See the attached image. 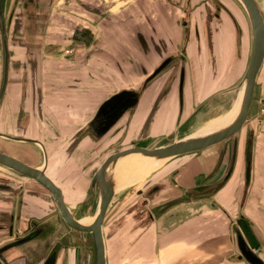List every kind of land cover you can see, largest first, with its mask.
<instances>
[{
    "label": "crops",
    "instance_id": "0c3cea01",
    "mask_svg": "<svg viewBox=\"0 0 264 264\" xmlns=\"http://www.w3.org/2000/svg\"><path fill=\"white\" fill-rule=\"evenodd\" d=\"M12 2L6 0L5 5ZM256 2L264 6V0ZM51 3L36 2L35 48L26 41L27 23L22 41L14 44L0 104V133L43 144L45 173L78 216L96 173L110 155L134 146L171 143L168 138L180 133L201 105L239 82L250 60L251 27L236 0H128V8L109 20L99 19L101 11L95 10L94 29L82 27L78 34L74 29L90 45L78 47L70 57L64 45L70 42V32L64 36L62 31V36L60 29L54 30L65 21L56 18ZM151 10L160 13L164 26L154 25L157 16ZM167 58L173 65L147 81ZM259 82L264 85V66ZM123 90L137 93L136 104L98 136L96 130L104 125L97 118L100 107ZM209 110L188 121H201L195 132L211 121L206 118ZM242 136L233 171L215 191L209 190L224 178L229 162H221L214 171L218 163L214 146L160 162L136 184L123 186L103 223L106 264H250L240 258L237 231L264 262V132L257 129L250 142ZM33 147L32 163L18 159L40 167L44 155ZM210 193L209 199L204 197ZM183 198L188 200L177 202ZM154 209L157 216L152 219ZM90 212L86 207L80 220H92ZM57 214L51 194L40 183L0 168V247L16 240L18 232L19 238L28 235L32 222ZM18 215L20 222L10 237V224ZM65 228L61 222L57 239L68 236ZM42 244L12 248L4 253L7 263L0 264H43L49 251L39 248ZM85 253L79 256L75 247L61 250L56 264H84Z\"/></svg>",
    "mask_w": 264,
    "mask_h": 264
},
{
    "label": "water",
    "instance_id": "95a60500",
    "mask_svg": "<svg viewBox=\"0 0 264 264\" xmlns=\"http://www.w3.org/2000/svg\"><path fill=\"white\" fill-rule=\"evenodd\" d=\"M245 11L252 34V49L248 67L245 74L239 82L228 90L217 94L206 104L201 105L192 116L186 121L193 119L202 110L207 109L213 102L220 99L222 103H230L229 111L234 109L231 122L225 127H222L211 133H201L197 131L179 140H175L167 145L157 148H144L134 146L132 148L116 152L110 155L100 169L96 173L88 194L84 201L83 207L80 212L81 215L77 216L72 213L68 205L64 201L62 190L46 175L47 155L45 148L38 140L14 136L9 134L0 133V139L7 140L15 143H25L36 145L40 148L44 155V162L40 167H32L24 161L0 151V166L10 170L11 173L35 180L40 183L52 196L58 214L49 218L41 223L32 222L33 229L24 237L17 238L0 247V260L7 263L4 253L15 247H22L31 242H42V248L49 251V254L43 264H56L58 255L61 250L65 253L68 248L73 249L75 246L70 243L69 234L66 238L57 239L56 235L60 228L61 222L68 227L71 232L84 233L83 241L85 247L91 254V264H106V251L103 236V223L105 221L109 207L113 204V200L117 192L123 187L125 182V173L122 167L132 157L147 158L150 165H154L178 156L194 153L219 143H224L220 154V158L226 149V143L231 144V156L224 178L210 191H215L230 177L238 152V143L242 129L248 122L252 101L256 89L259 74L264 66V12L259 7L256 0H236ZM37 0H23L21 5L23 8L24 24H29L27 28L28 35L26 41L29 43L31 49L35 48L38 38L35 36L36 29V14L34 12ZM6 0H0V42H1V55L0 58L2 74L0 81V104L4 98L6 88L9 82V74L11 69V51L9 47V36L5 15ZM44 8V4L40 6ZM172 58H167L164 63L149 77L147 81L151 82L165 73L172 65ZM183 78V76H182ZM232 96V101L230 100ZM234 97V98H233ZM137 101V93L135 91L123 90L106 102L102 104L97 114L99 121L103 122V127L98 128L96 133L98 136L103 135L122 115L126 110L133 107ZM93 131L95 130L92 127ZM250 151L248 152V160L250 159ZM250 168H248L247 182L250 179ZM175 182V181H174ZM175 184L182 190L186 188ZM188 191V190H187ZM195 198V197H193ZM179 202H185L180 200ZM90 206L92 221L88 224L80 222L82 216H85L83 211L86 207ZM87 216V215H86ZM20 215L16 220L13 217L9 227V236L14 235L16 230L15 225L20 222ZM17 233V232H16ZM238 245L240 248L241 256L250 264H264V262L250 249L239 231L236 232ZM71 246V248H70Z\"/></svg>",
    "mask_w": 264,
    "mask_h": 264
},
{
    "label": "rangeland",
    "instance_id": "374dc122",
    "mask_svg": "<svg viewBox=\"0 0 264 264\" xmlns=\"http://www.w3.org/2000/svg\"><path fill=\"white\" fill-rule=\"evenodd\" d=\"M16 2H17V0H13L12 6H6L5 5L6 22H7V29H8L9 44H10V51L11 52L16 47V45L14 46V44L17 41V39L21 42L22 41L21 40L22 34H25V32L23 30V25H24V21H25L24 16H23V8L21 5L18 4L19 2H17V3ZM84 5L86 8H84ZM53 6H54L53 10H54V14L56 15V18L58 20L64 19V21H65V26L62 25V23L59 24V22H58V25H56V27H54V30L60 29V31H61L60 34L62 36H63V32H64V36H66V33L70 32L69 33L70 34V42H64V45H67V47L68 46L69 47H82L80 45L75 44L76 40H78V36H76V34L74 33V29L76 28V31H77V29H79V27H84V28L89 27L90 29H94L95 28V24H94V11L95 10L101 11L97 17L99 19H102L103 21H105V20H109L111 18V16H113L114 14L116 15L117 11H122V10H125L126 8H128L127 4L122 5L121 0H72L70 2H67V0H52L51 9ZM260 8L264 12V6H261ZM150 14L153 15L154 18H155V16H157V21L154 25L164 26L163 22L160 20V13L154 12L151 10ZM180 16H181V12H180ZM67 21L68 22L70 21V24L67 23ZM26 23L27 22H25V24ZM16 31L20 32V34H21V36L19 38H15L17 34H14V32H16ZM251 38H252V34H251ZM40 41H43L44 46L48 45L47 40H40ZM91 41H92V45H94V43H93L95 41L94 38ZM12 42H13V44H12ZM87 45H90V44L86 43L85 46H87ZM174 50H177V52H178V48H175ZM179 50H181V48H179ZM178 57H177V59H178ZM1 74H2V67H1V62H0V81H1ZM230 88H233V86ZM222 92H224V91H222ZM222 92H220V93H222ZM220 93H218V94H220ZM211 99L212 98H210L204 104L209 102ZM231 99H232V96H230L229 101H232ZM263 102H264V85L262 86L261 82H259L256 84L254 98L252 101L250 114H249V120L247 122L248 125L247 124L245 125L244 130H243V134H242L243 136L240 135L239 141H240L241 136H242L244 142H247V141L250 142L249 138L254 137V134L257 131V129L259 130V132H260V130H262L260 128H262V126H264L263 125L264 124V104H263ZM229 105H230V103H222V100H220V99L213 102L206 109V110L210 109L209 110L210 116L206 117V118H211V121L209 123L205 124L199 131L202 132L203 130L208 129L207 128L208 126L212 127L211 125H215V124L219 123L220 121L225 120L226 117H229L232 114V112L234 111V109L229 111V108H230ZM206 118L203 117L202 119H206ZM261 120L263 123L261 122ZM200 122L201 121H199L198 123L193 122L194 124L193 123L188 124V122H186V124H184V125H183V123H185V121L182 122V124H181V125H183V127L181 128L182 130H179L181 132L178 134H173L171 137H169L168 142L179 140V139L184 138L190 134L195 133V131L198 129V125L200 124ZM246 128H247L248 132L245 131ZM2 141H4V140L0 139V151H3L7 154H14V156H16L17 158L18 157H20V159L23 158L28 163L30 162V157L32 154V151L29 147L34 146L37 150L39 149L38 146L32 145V144H25V143L16 144V143L2 142ZM223 144L224 143H219V144L214 146L213 152L216 156V162H218L214 171L221 164V162H230V156H231L230 155L231 154L230 142L226 143V149L224 150V153L221 156V159L219 160L220 154H221V151L223 148ZM19 145L22 147H20ZM211 147H213V146H211ZM200 151H197L194 153H198ZM194 153H190V154H194ZM186 155H188V154H186ZM182 156H184V155H182ZM178 157H181V156H178ZM178 157H176V158H178ZM172 159H174V158H172ZM169 160H171V159H169ZM41 161H39V162H41ZM166 162H168V160H166ZM30 163H32V162H30ZM0 168H3V167L0 166ZM3 169H5V168H3ZM5 170L7 172L11 173L10 170H7V169H5ZM147 173H149V172H147ZM147 173H144L143 175H140L138 177H135L134 179H131L130 181L125 182L123 186L135 183L136 181L143 178ZM211 195H212V193H210L204 197L209 199L211 197ZM181 200H184V198ZM187 200L188 199H186L185 202ZM179 201L180 200H177V202H179ZM87 211L89 212V209ZM65 230H68V228L66 227ZM83 237L84 236L82 235V233L75 232V235L73 236L72 244L75 245V250L77 251V254H79V256L83 251L86 252L84 255L85 256L84 264H91V254L87 250L88 246L85 247V245H84ZM83 245H84V250H83Z\"/></svg>",
    "mask_w": 264,
    "mask_h": 264
},
{
    "label": "bare ground",
    "instance_id": "6f19581e",
    "mask_svg": "<svg viewBox=\"0 0 264 264\" xmlns=\"http://www.w3.org/2000/svg\"><path fill=\"white\" fill-rule=\"evenodd\" d=\"M233 112L228 118L223 120L221 123L207 129L206 131H204L202 133H211V132H214V131L222 128V127H225L227 124H229L231 122V119L233 117ZM9 155L14 156V154H9ZM147 162H150V161L147 158H143V157H132V158H130L127 161V163L122 167L123 172L126 174L125 175V182L130 181L131 179H134L135 177H138L140 175H143L144 173L150 172L151 170H153L154 168H156L158 165L161 164V163H157L154 165H150ZM90 218H92V217H90ZM92 220H80V222L83 224H88Z\"/></svg>",
    "mask_w": 264,
    "mask_h": 264
},
{
    "label": "flooded vegetation",
    "instance_id": "af4514ba",
    "mask_svg": "<svg viewBox=\"0 0 264 264\" xmlns=\"http://www.w3.org/2000/svg\"><path fill=\"white\" fill-rule=\"evenodd\" d=\"M70 1H72V0H67V2H70ZM121 2H122V5H124V4H127V5H129L128 4V0H121ZM70 24V23H69ZM82 27H79V29H81ZM79 29H77V33L76 34H78V33H80L79 32ZM75 31H76V28H75ZM76 45H80V46H85V44H86V40H84L83 38L81 39L80 37H78V40H76V43H75ZM10 47V46H9ZM68 49H67V51H66V54H67V56H72V55H74L75 54V52H76V49L78 48V47H67ZM183 56L182 55H180L179 57H178V59L177 60H179V61H181ZM160 67V66H159ZM158 67V68H159ZM157 68V69H158ZM263 104H264V102H263ZM203 111V110H202ZM248 120H249V118H248ZM261 122H262V120H261ZM263 123V122H262ZM262 125V124H261ZM264 125V124H263ZM260 129H262V130H260V132H264V126H262V128H260ZM5 134V133H4ZM10 135V134H9ZM4 141H6L7 142V140H4ZM9 142V141H8ZM175 183V182H174ZM187 198H184V200H186ZM157 211L154 209L153 211H151L150 212V217L152 218V219H155L156 218V216H157V213H156ZM73 213V212H72ZM74 215H76V214H74ZM80 215V214H79ZM78 215V216H79ZM68 228V227H67ZM68 234L70 235V237H73L74 235H75V232H71V230L68 228ZM71 244H72V241L70 242Z\"/></svg>",
    "mask_w": 264,
    "mask_h": 264
}]
</instances>
